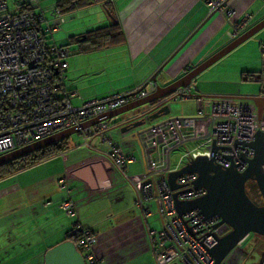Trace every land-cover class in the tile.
I'll use <instances>...</instances> for the list:
<instances>
[{
    "label": "built area",
    "instance_id": "1",
    "mask_svg": "<svg viewBox=\"0 0 264 264\" xmlns=\"http://www.w3.org/2000/svg\"><path fill=\"white\" fill-rule=\"evenodd\" d=\"M38 1L20 0L19 8L20 3L30 7L20 10L8 9L6 0H0V156L76 127L82 143L59 154L65 166L60 176L67 177L69 168L74 165L69 160L72 153L80 151L95 160V151H99L90 139L98 136L107 144V149L100 153L110 161L120 179L113 185L104 173L93 187L83 185L86 202L114 191L131 190L145 220L158 222L157 228L148 227L146 231L156 264H213L209 250L230 227L225 223L215 226L220 220L218 217L203 219L197 209L177 213L174 193L177 200L189 201L203 196L206 190L194 186L197 174L193 172L177 176L178 187L174 190L167 177L198 156L211 159L221 168L232 167L243 172L254 151L240 142L249 143L256 132L264 133V108L258 115L251 101L218 97L205 105L197 102L195 115L160 117L137 130L136 143L143 168L139 175H128L126 165L132 163L134 157L125 152L123 142L110 137V119L81 125L146 97L156 87L155 82L148 80L143 87L88 99L79 105L68 100L78 95L75 91L61 98L59 92L67 79L66 57L70 47L54 42L52 33L58 30L64 18L58 13H51L48 18ZM203 1L209 14L219 13L231 19L232 39L250 27L251 15L236 13L227 6L228 0ZM260 49L264 54V42ZM189 97V88L179 87L159 105L168 99ZM189 143L192 145L187 147ZM179 149L184 151L173 162L171 155ZM261 169L264 171V161ZM61 188L66 196L60 200V207L67 215L78 219L80 213L75 199L69 195L70 188L66 184ZM95 241L94 233L83 230L77 246L85 264H99L92 251ZM243 243L244 239L235 247ZM219 264H224V259Z\"/></svg>",
    "mask_w": 264,
    "mask_h": 264
},
{
    "label": "crops",
    "instance_id": "2",
    "mask_svg": "<svg viewBox=\"0 0 264 264\" xmlns=\"http://www.w3.org/2000/svg\"><path fill=\"white\" fill-rule=\"evenodd\" d=\"M109 2L122 28L124 41L98 51H102L103 56L110 57L111 62L118 65L116 72L123 77L119 91L125 92L146 83L160 67L154 82L158 73L164 71L159 81L167 85L232 40L231 19L219 13L209 17L208 7L203 0ZM54 3L55 0H41L45 15L48 11L51 13L52 8H48L54 6ZM227 6L238 14H250V25L264 18V0H228ZM109 22L103 5L95 3L68 12L59 32L61 39L67 43L70 36ZM52 39L56 42L54 37ZM263 42L264 27L236 46L234 51L232 49V52L229 51L231 53L225 54L221 60L247 45L253 48L252 53L248 52L243 59L230 66L231 79L241 87L248 83L247 90L236 92L239 93L237 96L225 94L218 97L245 100L248 96H264V54L260 49ZM66 63L68 67L67 60ZM67 72V82L65 80L59 92L61 98L70 91H77L75 82L69 83ZM245 72L252 73L253 77L245 80ZM103 96L106 95H76L68 100L73 105H79L88 99ZM128 117L131 116L122 119ZM118 123L110 122L109 135L113 140L121 142L116 128ZM123 143L125 152L135 160L134 146L130 141ZM68 149L71 148L65 150ZM94 158L90 160L77 151L69 157L70 164L74 165L69 168L67 177L60 176L65 170L62 169V163H47L40 171L42 174H38L36 179L30 178L28 184L0 188V219H3L0 220V264H43L45 250L63 241L65 232L73 227L93 231L96 241L92 251L99 264H156L146 234L149 222L137 207L131 190L114 191L93 197L87 202L83 197V185L93 187L104 173L109 178L116 173L102 153L95 151ZM64 184L70 188L69 195L76 201L80 213L78 219L67 215L60 207V200L66 196L61 188Z\"/></svg>",
    "mask_w": 264,
    "mask_h": 264
},
{
    "label": "water",
    "instance_id": "3",
    "mask_svg": "<svg viewBox=\"0 0 264 264\" xmlns=\"http://www.w3.org/2000/svg\"><path fill=\"white\" fill-rule=\"evenodd\" d=\"M212 14L214 13H210L209 17ZM263 27L264 18L250 25L248 29L233 38L221 49L195 67L189 69L188 72L171 83L163 86L157 85L146 97L131 101L105 115L85 122L81 127L94 124L101 120L113 119L120 114L148 104L156 99L165 98L179 87H187L196 75L240 43L253 36ZM160 69L161 67L157 71H160ZM157 71L149 78L150 81L155 80ZM143 86H145V83ZM246 100L251 101L256 106L258 115H260L264 108V96H248ZM159 104L155 106L157 109L154 113L147 115V120L150 122L168 114L169 109L166 102L162 105ZM139 117H141V114L137 116V120L135 117L121 119L116 125V128L122 135V142L136 141L137 130L140 129L139 126H141L144 120ZM72 133H77L76 127L58 132L47 138L1 155L0 165L36 151L50 143L67 138ZM240 143L249 146L254 151L253 158L249 161L248 167L243 172H237L232 167L221 168L214 164L211 159L198 156L189 163H186L179 170L169 173L167 177L169 186L174 190L178 187L175 183L177 176L183 173L193 172L197 174L193 183L194 186L202 187L206 190L203 196L189 201L177 200L176 193H174L177 213L182 214L187 210L197 209L203 219L218 217L220 220L215 226L225 223L230 227V230L225 235L217 238V243L209 250L214 260L213 264H219L249 232L264 236V171L261 169V164L264 161V133L258 131L255 133L254 139L251 142ZM248 180L255 183L262 200L260 204L255 203L246 193L245 183ZM43 264H85V262L75 244L70 240H63L45 250Z\"/></svg>",
    "mask_w": 264,
    "mask_h": 264
},
{
    "label": "rangeland",
    "instance_id": "4",
    "mask_svg": "<svg viewBox=\"0 0 264 264\" xmlns=\"http://www.w3.org/2000/svg\"><path fill=\"white\" fill-rule=\"evenodd\" d=\"M45 1V0H42ZM52 1V0H51ZM6 4L8 9L14 8V0H6ZM41 4V0H40ZM40 7H42L40 5ZM53 7V5L48 8L49 10ZM44 9V7H43ZM47 10V9H46ZM48 18H51V13L48 11L46 13ZM61 17L65 18L66 14L61 15ZM61 25L59 26L58 31L52 33V38L56 40L58 45L63 44L65 41L61 39V33L59 32L61 29ZM253 37V36H252ZM70 54L66 57L68 64L67 74L68 81L75 82L77 87V91H75L78 95H110L115 93H121L123 91L120 90V86L122 84L123 77L122 74H118L116 69L118 65L111 62L110 57L103 56L102 51H94L90 53H76L74 51V46H71ZM250 46H246V48L237 50L230 54V56L226 57L224 60H221L226 55L234 51L233 49L228 54L221 57L219 60L211 64L205 70L196 75L187 86L189 88V94L192 96L186 99L178 98L176 100L168 99L166 100V105L168 106L169 112L166 116H191L197 113V102H202L203 105L207 102H212L218 96L225 94H233L234 96L239 95L241 90H247L248 83H245V86L238 85L236 81L231 79V67L233 64L243 59L248 52L252 53L253 48ZM248 49V50H246ZM221 60V61H220ZM214 65V66H213ZM165 74L164 71H161L157 75V83L155 85H163V81H159L160 76ZM70 76V77H69ZM155 81V82H156ZM67 82V80H66ZM242 85V84H241ZM148 87L153 88L152 85H148ZM246 88V89H245ZM117 91V92H116ZM193 95H198V98L193 97ZM217 96V97H216ZM244 100V99H243ZM246 101V100H245ZM248 101V100H247ZM249 102V101H248ZM138 109L147 110L148 104L140 106ZM136 109H132L123 114H120L113 119H111V123L119 122L125 116H132ZM151 122L147 119L143 120V123L139 128H143L148 126ZM115 129V128H114ZM120 134V133H119ZM120 139L122 140V135L120 134ZM83 141L82 136L77 133H72L69 136L68 140V148H73ZM92 145L99 151H105L107 149V144L105 141H101L98 136H94L90 139ZM130 143L134 146L135 156L134 163L131 165H127V174L128 175H139L142 173V158L139 152L136 141H130ZM192 144H187V147ZM184 149H179L175 151L171 155L172 161H176L179 154L182 153ZM60 154V153H59ZM58 154V155H59ZM58 155L56 157L49 158L45 161H42L38 164L20 170L14 174L8 175L4 178H0V182L4 181L0 184V188L10 187V186H22L23 184H28L31 179L38 178V174H42L40 171L44 169L48 164L47 163H55L56 165L62 163V169L65 168L64 162L62 158ZM49 161V162H48ZM63 172V171H61ZM64 173V172H63ZM62 173V174H63ZM31 178V179H30ZM112 180V184H116L120 177L117 173H113L110 177ZM245 190L248 196L255 200L259 201L261 196L254 182L248 180L245 183ZM262 201V200H261ZM97 205L100 206L99 202ZM260 204V203H259ZM73 219V218H72ZM3 220V219H0ZM151 220V218L149 219ZM149 226L152 228H157L158 222L152 221L149 222ZM231 255V258L228 257ZM264 255V236L249 232L245 238L244 243L241 247H234L230 253L224 258V264H259L260 259Z\"/></svg>",
    "mask_w": 264,
    "mask_h": 264
},
{
    "label": "trees",
    "instance_id": "5",
    "mask_svg": "<svg viewBox=\"0 0 264 264\" xmlns=\"http://www.w3.org/2000/svg\"><path fill=\"white\" fill-rule=\"evenodd\" d=\"M19 1L20 0H14V8L20 10H24V9L28 10L30 8L26 6L24 3H20L19 5L20 8H19L17 6V3ZM38 2L40 7V0ZM95 3H101L103 5L105 14L109 18L110 22L106 25H102L90 29L83 33L72 35L69 37L68 39L69 41L67 43L61 44L64 46H69L70 49L72 48L71 46H74V51L72 50L73 53L74 52L90 53L119 45L124 41V34L122 28L112 10L109 0H55L51 13L52 14L58 13L60 15H63V14H67L68 12H72L76 9L87 7ZM243 76H245V80H250L253 77V74L249 72H245L243 73ZM257 79L259 80L260 77H258ZM140 86L142 85H139L137 87ZM68 140L69 137L59 141H55L46 146H43L42 148L36 151L30 152L26 155L18 157L17 159L8 161L3 165H0V177H6L10 174H14L20 170H23L25 168H28L30 166H33L44 160L56 156L57 154L68 148ZM253 201L259 204L261 203V198L259 201H255V200ZM75 228L76 227H73L65 232L64 240L72 241L75 244L76 248L80 251V248L77 246V242L80 239L83 230L87 229L91 233H93V231H91L88 228H82V227L78 229ZM259 264H264V255L260 259Z\"/></svg>",
    "mask_w": 264,
    "mask_h": 264
},
{
    "label": "flooded vegetation",
    "instance_id": "6",
    "mask_svg": "<svg viewBox=\"0 0 264 264\" xmlns=\"http://www.w3.org/2000/svg\"><path fill=\"white\" fill-rule=\"evenodd\" d=\"M163 100H164V98H160V99H156L155 101H152V102L148 103V109L147 110H140V109H138L140 106L137 107V108H135L136 110H133L134 111V114L131 116V118H134L135 117V119H136L137 116L139 114H141V117H139V118L147 119V115L150 114V113H154V111H156V109H157L155 106H157ZM128 118H130V117H128Z\"/></svg>",
    "mask_w": 264,
    "mask_h": 264
},
{
    "label": "clouds",
    "instance_id": "7",
    "mask_svg": "<svg viewBox=\"0 0 264 264\" xmlns=\"http://www.w3.org/2000/svg\"><path fill=\"white\" fill-rule=\"evenodd\" d=\"M142 85H144V84H142ZM111 120V119H110ZM122 142V141H121Z\"/></svg>",
    "mask_w": 264,
    "mask_h": 264
},
{
    "label": "bare ground",
    "instance_id": "8",
    "mask_svg": "<svg viewBox=\"0 0 264 264\" xmlns=\"http://www.w3.org/2000/svg\"><path fill=\"white\" fill-rule=\"evenodd\" d=\"M157 86V85H156Z\"/></svg>",
    "mask_w": 264,
    "mask_h": 264
}]
</instances>
